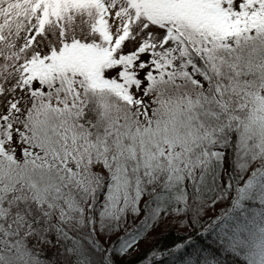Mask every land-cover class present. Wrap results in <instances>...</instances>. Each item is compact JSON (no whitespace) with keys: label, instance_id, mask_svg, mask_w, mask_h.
Listing matches in <instances>:
<instances>
[{"label":"trees","instance_id":"1","mask_svg":"<svg viewBox=\"0 0 264 264\" xmlns=\"http://www.w3.org/2000/svg\"><path fill=\"white\" fill-rule=\"evenodd\" d=\"M208 1L133 0L150 24L163 25L173 17L192 18L197 22L203 20L204 26L223 35L221 21L213 14ZM258 19L264 23V18ZM61 43L58 49L51 48L30 57V85L37 77L47 82L54 74L81 73L89 89H93L83 96L87 104L83 118L86 126L95 125L101 119L112 123L118 117L136 116L131 103L123 96L125 86L103 78L101 69L113 65V54L106 44L65 36ZM132 59L121 62L130 64ZM157 67L161 72L157 78L150 77L153 83L144 89L159 97L160 118L170 105L196 92L193 76L207 79L201 75V65L198 69L187 66L174 69L176 74H188L187 80L180 77L160 81L165 68L160 61ZM168 71L171 75L173 70ZM253 78L260 82L258 74ZM42 95L34 94L37 102ZM52 100L54 105L55 93ZM62 106L68 107L61 103L59 107ZM78 107L67 113L47 111L45 120L50 127L59 122L66 133L84 136L76 139V143H86L83 152L78 153L86 157L85 153L94 143L89 141L88 129L76 127L78 121L74 115ZM53 116L57 117L56 121L52 120ZM250 117V110H241L218 123L209 121L213 135L199 146L194 170L145 164L141 157L139 163L128 162L126 170L119 172L121 182L116 189L109 187L108 175L90 173L93 189L87 192L74 187L71 199L64 198V204L57 206L63 213L59 216L40 209L44 201L31 197L32 202L26 206L33 212L25 226V216L16 211L19 197L5 196L7 204L0 207V264H264V141L259 135H246ZM123 186L135 187L141 197L140 206L146 212L135 224L129 222V229L132 228L129 231H123L122 222H127L129 217L136 218L137 212L125 215L121 203L115 213L112 211L116 206L115 190ZM167 194H172L176 204L174 214L162 222L161 229L136 257L127 263L117 261L118 246L125 240L142 238L149 226L150 211ZM212 203L216 205L215 211L210 210ZM60 228L71 235L72 243L65 239ZM115 232L120 234L115 236ZM109 237L112 241L107 246L104 238Z\"/></svg>","mask_w":264,"mask_h":264},{"label":"snow or ice","instance_id":"2","mask_svg":"<svg viewBox=\"0 0 264 264\" xmlns=\"http://www.w3.org/2000/svg\"><path fill=\"white\" fill-rule=\"evenodd\" d=\"M218 8L229 21H239L238 31L222 35L204 26L203 20L197 22L192 18L173 17L166 19L163 25L145 23L146 39L151 40L154 33L159 32L162 44L155 47L150 45L141 51L143 40L131 49L127 47L126 41L113 53L115 60H120L121 56L134 57L130 64L116 63L102 68L101 72L104 79L123 84L133 100L139 101V104L130 106L137 113L136 116L118 117L112 123L101 119L95 125L86 126L83 118L87 112V104L83 96L93 89H89L88 81L81 73L54 74L47 82L37 77L32 80L31 85L19 89L28 97V108H23V101L17 100L13 111L19 109L18 116L21 112L27 116L29 109L36 112L38 117L45 114V109L49 113H60L61 103L68 105L63 109L67 113L79 105L74 115V119L78 121L76 127L88 129L89 141L96 145L95 161L88 157H79L77 160L68 157L62 158L54 167L50 161L56 159V154L51 151L41 152L40 149H33L29 153L28 147L19 139L17 130L11 141L13 149H18L13 159L31 155V167L23 175L0 173V198L19 197L16 211L25 216V226L33 212V209L26 206L32 202L31 197L44 201L40 204V209L59 216L63 213L59 212L57 206L64 204V198L71 199L70 193L74 187L86 185L91 177L90 173L102 172L108 175L104 163H108L119 173L126 170L128 162L139 163L143 157L145 164L194 170L199 158V146L213 135V128L208 126L209 121L218 123L232 112L250 110L251 118L245 133L248 136L259 135L264 141V117L257 120L252 116L254 112H264V23L258 19L264 18V0H218ZM169 30L178 39L164 40L163 37L168 35ZM155 48L164 49V54L169 58L175 57L171 63L164 65L165 71L160 81L180 77L187 80L188 74H176L174 69H184V66L198 69L201 65V75L207 79L193 76L196 92L170 105L165 115L153 122L151 105L144 107L146 102L150 103L151 97H145L143 90L153 83L150 77L157 78L161 72V68L157 67ZM181 61L184 63H180ZM168 70H173L171 75ZM256 74L259 76V83L253 78ZM129 77L131 81L126 82ZM257 88L261 91L257 92ZM53 93L56 94L55 106ZM34 94H43L39 102ZM254 103L256 107H251ZM145 116L149 117L148 123L141 126L140 121ZM56 119V116L52 117L53 121ZM3 123L4 120H0V124ZM60 131L61 124L56 122L46 133L53 138L54 147ZM82 152L83 144L77 141L72 156ZM85 165L87 171H84ZM25 197L29 199L26 200ZM6 204L7 200L0 199V207Z\"/></svg>","mask_w":264,"mask_h":264},{"label":"rangeland","instance_id":"3","mask_svg":"<svg viewBox=\"0 0 264 264\" xmlns=\"http://www.w3.org/2000/svg\"><path fill=\"white\" fill-rule=\"evenodd\" d=\"M52 2L53 5L50 4L51 0H0V120H5L0 129V173L5 175L15 173L23 175L31 167L29 164V161L32 160L31 155L26 158L13 159L14 153L18 149H13L11 141L17 130H19V139L28 147L29 153L33 149L55 153L56 159L50 161L54 167L60 163L62 158L71 157V159L77 160L79 157H85L81 154L72 156L76 139H84L82 135L66 133L61 129L60 136L56 138V146L52 145L53 138L46 134L50 127L45 120L47 109L44 110L45 114L40 117L31 109L27 116L23 112L18 116L19 109L13 111L17 100H22V107L28 108V97L26 94H22L19 89L30 85V57L44 54L51 48L58 49L62 44L63 36L67 39L81 37L97 41L102 45L106 44L112 54L126 41L128 42L127 47L131 49L143 40L140 50H145L150 45L155 47V45L163 43L159 32H155L151 40L146 39L147 34L144 32V27L146 22L150 23L134 5L133 0H53ZM208 4L212 8L213 14L219 17L224 34L239 30V21H229L219 11L218 0H209ZM47 10H49L48 13ZM168 38L176 39L171 30L166 37H163L164 40ZM155 51L158 57L157 61H160L162 65L171 63L172 57L169 58L165 55L164 49L155 48ZM122 60L129 62L130 57L121 56L120 60H116V63ZM111 61L115 64V59H111ZM128 81H131V77L128 78ZM143 91L145 97H151L150 103L146 102L144 107L148 108L151 105L153 111L151 120L158 121L161 119L160 99L155 94L147 92L146 89ZM260 91L259 88L257 92ZM123 93L124 98L129 100L131 106L139 104L138 100L134 101L133 97L129 95L126 87H123ZM252 107H256L255 103ZM64 108L65 106L60 107V111ZM134 115L137 113L135 112ZM252 116L258 120L260 117H264V112H254ZM42 120L45 121L42 122ZM148 120L149 117L145 116L140 121L141 126L146 125ZM82 144L86 143L82 142ZM95 152L96 145L94 144L90 146L85 155L95 161ZM77 167L79 168V165ZM104 168L108 172L109 187L116 189L118 182H121L120 174L115 170L112 171V167L108 163H104ZM84 171H87L86 165ZM78 187L87 192L93 189L92 176L88 178L86 185ZM127 187L123 186L121 189L115 190L116 206L112 208V211L115 213V208L121 203L125 215L134 211L138 216L134 219L129 217L127 222H122L123 231L131 230L129 222L135 224L141 218V214L146 213L140 206L141 197L135 187L128 189ZM4 198L5 196L0 199ZM36 199L42 202L40 199ZM45 201H47L46 197ZM175 206L172 194H167L160 199L149 213V226L142 238L125 240L118 246L117 261L127 263L136 257L144 249L148 240L161 229L162 222L174 214ZM211 207V211L217 209L214 203ZM181 224L183 221L180 219ZM60 232L68 242H73V238L68 232L61 228ZM118 233L115 232V236ZM104 239L109 246L112 238Z\"/></svg>","mask_w":264,"mask_h":264}]
</instances>
